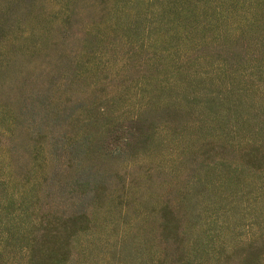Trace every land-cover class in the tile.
Listing matches in <instances>:
<instances>
[{
	"label": "rangeland",
	"instance_id": "374dc122",
	"mask_svg": "<svg viewBox=\"0 0 264 264\" xmlns=\"http://www.w3.org/2000/svg\"><path fill=\"white\" fill-rule=\"evenodd\" d=\"M264 264V0H0V264Z\"/></svg>",
	"mask_w": 264,
	"mask_h": 264
},
{
	"label": "trees",
	"instance_id": "16d2710c",
	"mask_svg": "<svg viewBox=\"0 0 264 264\" xmlns=\"http://www.w3.org/2000/svg\"><path fill=\"white\" fill-rule=\"evenodd\" d=\"M53 264H55V263H53Z\"/></svg>",
	"mask_w": 264,
	"mask_h": 264
}]
</instances>
